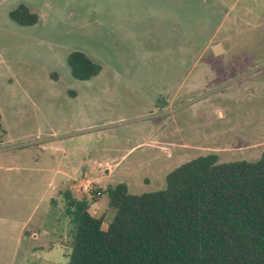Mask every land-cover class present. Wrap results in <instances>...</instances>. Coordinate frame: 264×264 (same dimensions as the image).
Instances as JSON below:
<instances>
[{
  "label": "rangeland",
  "instance_id": "rangeland-1",
  "mask_svg": "<svg viewBox=\"0 0 264 264\" xmlns=\"http://www.w3.org/2000/svg\"><path fill=\"white\" fill-rule=\"evenodd\" d=\"M72 52L98 75L74 79ZM263 151L264 0H0V264H67L66 195L98 216L119 184Z\"/></svg>",
  "mask_w": 264,
  "mask_h": 264
},
{
  "label": "trees",
  "instance_id": "trees-1",
  "mask_svg": "<svg viewBox=\"0 0 264 264\" xmlns=\"http://www.w3.org/2000/svg\"><path fill=\"white\" fill-rule=\"evenodd\" d=\"M9 19L38 22L25 5ZM67 65L79 81L101 70L81 52L70 53ZM105 194L99 216L66 195L73 218L67 264H264V151L255 162L219 163L213 153L193 159L155 193L131 195L119 184ZM107 211L113 216L103 228Z\"/></svg>",
  "mask_w": 264,
  "mask_h": 264
},
{
  "label": "built area",
  "instance_id": "built-area-1",
  "mask_svg": "<svg viewBox=\"0 0 264 264\" xmlns=\"http://www.w3.org/2000/svg\"><path fill=\"white\" fill-rule=\"evenodd\" d=\"M97 189L95 188H92L91 186H88V185H83L82 188H81V191L84 192V193H93L95 192Z\"/></svg>",
  "mask_w": 264,
  "mask_h": 264
},
{
  "label": "water",
  "instance_id": "water-1",
  "mask_svg": "<svg viewBox=\"0 0 264 264\" xmlns=\"http://www.w3.org/2000/svg\"><path fill=\"white\" fill-rule=\"evenodd\" d=\"M212 51L215 55H218L220 51H222V48L220 45L216 44L212 46Z\"/></svg>",
  "mask_w": 264,
  "mask_h": 264
},
{
  "label": "crops",
  "instance_id": "crops-1",
  "mask_svg": "<svg viewBox=\"0 0 264 264\" xmlns=\"http://www.w3.org/2000/svg\"><path fill=\"white\" fill-rule=\"evenodd\" d=\"M106 202H107V201H106ZM105 206H106V203H105V205H104V207H103L104 209L102 210V212H105V211H106V207H105ZM102 212H101V213H102ZM108 212H109V211H107V214H108ZM98 216H99V215H98ZM106 216H107V215H106ZM112 216H113V214H112V212H111L110 220H111ZM108 222H109V221H108ZM108 222H107V223H108ZM107 223H105V224L103 225V228H106V227H107Z\"/></svg>",
  "mask_w": 264,
  "mask_h": 264
}]
</instances>
